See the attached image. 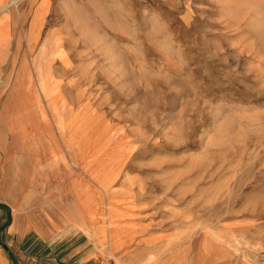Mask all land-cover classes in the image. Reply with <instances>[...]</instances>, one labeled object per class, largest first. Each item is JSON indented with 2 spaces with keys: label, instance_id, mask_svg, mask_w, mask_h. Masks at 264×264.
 <instances>
[{
  "label": "rangeland",
  "instance_id": "374dc122",
  "mask_svg": "<svg viewBox=\"0 0 264 264\" xmlns=\"http://www.w3.org/2000/svg\"><path fill=\"white\" fill-rule=\"evenodd\" d=\"M260 33L264 0H0L7 197L264 264Z\"/></svg>",
  "mask_w": 264,
  "mask_h": 264
},
{
  "label": "crops",
  "instance_id": "0c3cea01",
  "mask_svg": "<svg viewBox=\"0 0 264 264\" xmlns=\"http://www.w3.org/2000/svg\"><path fill=\"white\" fill-rule=\"evenodd\" d=\"M16 190L22 194L23 187ZM7 194L4 180L0 184V264H177L175 255L160 253L148 235L135 230L120 235L118 226L103 225L96 214L77 218L69 211L68 218L48 219L43 215L46 209L31 203L27 211V202Z\"/></svg>",
  "mask_w": 264,
  "mask_h": 264
},
{
  "label": "bare ground",
  "instance_id": "6f19581e",
  "mask_svg": "<svg viewBox=\"0 0 264 264\" xmlns=\"http://www.w3.org/2000/svg\"><path fill=\"white\" fill-rule=\"evenodd\" d=\"M260 34L264 37V33H260ZM261 35H260V36H261ZM262 42H263V41H262ZM263 47H264V46H263Z\"/></svg>",
  "mask_w": 264,
  "mask_h": 264
},
{
  "label": "built area",
  "instance_id": "2783aa9c",
  "mask_svg": "<svg viewBox=\"0 0 264 264\" xmlns=\"http://www.w3.org/2000/svg\"><path fill=\"white\" fill-rule=\"evenodd\" d=\"M110 264H117L116 262H111Z\"/></svg>",
  "mask_w": 264,
  "mask_h": 264
}]
</instances>
